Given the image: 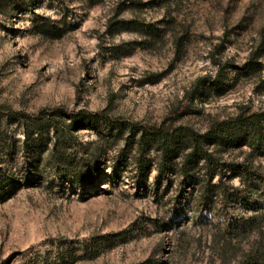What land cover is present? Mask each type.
I'll return each mask as SVG.
<instances>
[{
	"label": "rangeland",
	"instance_id": "1",
	"mask_svg": "<svg viewBox=\"0 0 264 264\" xmlns=\"http://www.w3.org/2000/svg\"><path fill=\"white\" fill-rule=\"evenodd\" d=\"M260 46L264 0H0V264L262 263L264 148L224 146L225 162L257 176L224 167L206 208L203 159L195 179L161 175L150 143L143 174L129 130L67 132L55 151L53 133L28 139L11 118L106 110L122 123L205 133L264 111V54L261 70L242 69ZM60 153L88 164L93 181L66 178Z\"/></svg>",
	"mask_w": 264,
	"mask_h": 264
},
{
	"label": "trees",
	"instance_id": "2",
	"mask_svg": "<svg viewBox=\"0 0 264 264\" xmlns=\"http://www.w3.org/2000/svg\"><path fill=\"white\" fill-rule=\"evenodd\" d=\"M131 22L122 21L125 25H129ZM263 50L260 46L259 50L251 55L250 60L244 64L242 69L246 71L261 70L260 58L264 54ZM208 81V77H205L201 84L204 85ZM198 93V86L188 93V104L182 108V112L189 108L190 102L195 101ZM11 118L20 123L21 130L28 139L33 138L34 135H38L40 138H49V135L53 133L55 151L59 141L65 138L67 132L79 131L88 127L106 126L111 133H116V136H123L129 130L132 138L135 139L139 136L136 143L139 144L141 150V155L138 158L141 173L151 163V160L144 153L146 146L150 143L160 158L158 166L161 175L167 174L169 170L177 169L188 178L195 179L196 175L193 172L198 166L199 160L203 159L206 177L204 183L200 185L202 191L200 203L202 207L206 208L209 206L211 192L217 187L213 183V179L217 176L223 178L224 167L229 166L238 174H244L247 179L257 176V169L253 165L225 162L222 158L224 146L229 143L235 144L242 138L241 145L248 144L254 151H260L264 148V111L240 112L235 117L215 122L205 133H200L190 126L169 125L167 121L160 125L122 123L120 120L113 119L106 110L93 112L84 109L75 112L59 107L44 110L34 118L20 112H13ZM64 118H69V122L63 120ZM56 159L60 163L56 167L61 169V173L63 172L66 178L79 186L83 187L93 181L94 173L89 170L88 164L82 168H79L80 165L76 167L74 160L68 159L61 153ZM235 220L237 226L244 228L245 224L242 219L237 218ZM257 256L261 257L260 255ZM263 263L264 261L259 264Z\"/></svg>",
	"mask_w": 264,
	"mask_h": 264
}]
</instances>
